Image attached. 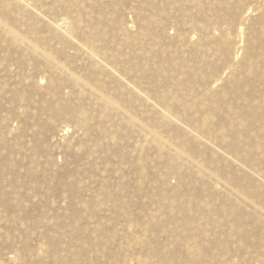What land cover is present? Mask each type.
<instances>
[{"label": "rangeland", "instance_id": "374dc122", "mask_svg": "<svg viewBox=\"0 0 264 264\" xmlns=\"http://www.w3.org/2000/svg\"><path fill=\"white\" fill-rule=\"evenodd\" d=\"M25 1L30 8H21L16 23L14 11L7 14L17 34L0 29V264L201 263L196 251L203 264H264V150L253 148L249 163L203 135L195 123L203 111L168 109L156 96L167 73L155 70L170 57L167 46L177 49L173 41L183 28L169 27L148 53L125 42L140 34L137 14H146L148 0H83L82 28L92 32L102 22L107 54L95 49L111 69L88 86L94 60L80 48L83 39L52 27L76 18V4ZM6 2L13 0H0V10ZM188 14L198 17L193 5ZM189 58L186 47L176 55L178 63ZM136 63L150 74L144 84L124 67ZM202 94L186 99L202 101ZM167 111L174 118L169 123L162 117ZM223 115L219 109L215 120ZM79 119L89 126L82 129ZM155 133L166 149L158 148ZM177 151L184 152L179 167L168 166ZM212 154L221 162L218 176H195L193 168Z\"/></svg>", "mask_w": 264, "mask_h": 264}, {"label": "bare ground", "instance_id": "6f19581e", "mask_svg": "<svg viewBox=\"0 0 264 264\" xmlns=\"http://www.w3.org/2000/svg\"><path fill=\"white\" fill-rule=\"evenodd\" d=\"M67 1L71 3V0H55L58 4ZM252 1L148 0L145 6L146 14L144 16L141 12L137 14L142 25L140 34L128 35L125 38L127 44L129 43L134 47L138 45L144 47L148 53H154L155 47L164 41L165 31L169 27L174 29L181 26L183 28L173 41L177 49L174 50L170 48V45L167 46L163 52L168 53L170 57L163 62V66L158 71L155 70L157 75L161 73L162 69L167 73L163 86L155 92L156 96L168 109L183 108L188 113L193 112L192 110L203 111V118L195 121L203 135L211 142L227 145L232 151H235V154L237 153L236 155L242 153L249 163H253L255 160L253 148L257 151L264 150V0H258L257 6L249 7L248 5ZM73 3L76 4L78 10L77 17L73 19V17L65 16L60 21L53 23L52 27L55 32L65 38L72 39L78 36L83 39L84 44L79 46L83 50L89 49L88 54L94 60L92 71L95 73L92 81L86 80V85H97L101 81L102 70L110 69L95 49L99 48L102 56L107 54L106 46L102 45L106 35L102 29V22L94 26L92 32H85L82 28L84 17L81 13L84 7L83 0H73ZM191 5L196 11L197 19L189 17L188 7ZM14 6L17 9L20 8L19 12H15ZM21 8L22 10L29 9L30 3L25 0L6 2V5L0 10L1 30L17 34L15 26L8 24L7 14L14 11L11 20L16 23L20 19ZM255 15L258 17L253 20ZM32 30L33 32L38 31L36 27ZM19 38L13 37V40L19 41ZM26 39L24 37L22 42ZM33 47L39 51L36 41H34ZM185 47L190 58L178 63L176 55ZM46 53L44 52L43 55L47 59H51L52 57ZM124 67L127 70L135 71L137 79H134L138 80L139 83L144 84L145 81H148L150 74L144 70L142 65L136 63L131 68ZM174 72H182L180 73L181 77L176 80ZM74 78L76 82L80 80L78 77ZM175 80L176 84L173 88L171 84ZM154 87L153 85L151 88ZM199 90L203 92L202 101L190 102L186 99V96H199ZM181 92H185V95H181ZM226 98L232 101L230 105L228 100H225ZM101 99L105 104H112V101L103 95ZM234 101H241V105L235 107ZM219 109L223 110L224 115L215 120ZM79 115H85V111L80 110ZM63 116L60 115V117ZM162 117L167 123L174 120L169 112H163ZM77 124L82 129L89 126V123L82 119L77 120ZM68 130L65 128L63 132ZM205 137L196 138L200 142L208 143L205 141ZM182 138L185 137L182 136ZM154 140L160 150L166 149V142L158 133L154 134ZM184 143L186 144V141ZM183 156V151L169 155L167 165L179 167L178 164ZM220 164V160L212 154L206 159V162L198 163L193 171L195 176L201 178L218 176ZM260 200L264 204V196ZM204 207L209 209L208 205L196 204L197 209ZM234 213L235 210L231 209L225 215L230 218L234 216ZM238 221L241 224L242 220L239 219ZM194 256L201 262H195L196 264H203L200 251L194 252ZM160 261L161 263L167 262L164 259ZM142 264L149 263L144 261Z\"/></svg>", "mask_w": 264, "mask_h": 264}]
</instances>
